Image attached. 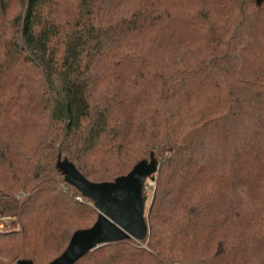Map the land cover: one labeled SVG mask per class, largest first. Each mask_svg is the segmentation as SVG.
<instances>
[{
  "label": "trees",
  "instance_id": "1",
  "mask_svg": "<svg viewBox=\"0 0 264 264\" xmlns=\"http://www.w3.org/2000/svg\"><path fill=\"white\" fill-rule=\"evenodd\" d=\"M59 156L92 183L158 162L146 238L75 264H264V0H0V264L96 222Z\"/></svg>",
  "mask_w": 264,
  "mask_h": 264
},
{
  "label": "water",
  "instance_id": "2",
  "mask_svg": "<svg viewBox=\"0 0 264 264\" xmlns=\"http://www.w3.org/2000/svg\"><path fill=\"white\" fill-rule=\"evenodd\" d=\"M56 169L66 184L92 202L98 216L93 226L76 231L64 252L49 264H75L89 252L111 243L127 240L143 241L148 233L143 189L146 180L156 174L158 162L141 161L125 176L110 183H92L86 180L66 158L60 156ZM16 264H32L19 261Z\"/></svg>",
  "mask_w": 264,
  "mask_h": 264
},
{
  "label": "rangeland",
  "instance_id": "3",
  "mask_svg": "<svg viewBox=\"0 0 264 264\" xmlns=\"http://www.w3.org/2000/svg\"><path fill=\"white\" fill-rule=\"evenodd\" d=\"M149 183H151V185H149L147 183L145 189L146 190L147 189H152L153 190L154 187H155V183H153V182H149ZM3 222L7 223V228L13 229L14 231L18 230V227H17L16 223L14 221L10 220L9 218H5V220ZM14 231H11V232H14Z\"/></svg>",
  "mask_w": 264,
  "mask_h": 264
},
{
  "label": "built area",
  "instance_id": "4",
  "mask_svg": "<svg viewBox=\"0 0 264 264\" xmlns=\"http://www.w3.org/2000/svg\"><path fill=\"white\" fill-rule=\"evenodd\" d=\"M148 184L151 185V183H149V182H148ZM77 200L81 201V198L78 197ZM4 220H5V218H2L0 216V235L14 231L13 229L7 228V223L3 222Z\"/></svg>",
  "mask_w": 264,
  "mask_h": 264
}]
</instances>
